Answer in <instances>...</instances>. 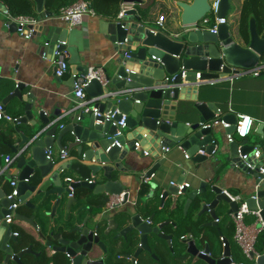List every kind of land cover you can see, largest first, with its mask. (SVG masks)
I'll use <instances>...</instances> for the list:
<instances>
[{"label": "water", "instance_id": "95a60500", "mask_svg": "<svg viewBox=\"0 0 264 264\" xmlns=\"http://www.w3.org/2000/svg\"><path fill=\"white\" fill-rule=\"evenodd\" d=\"M35 2L37 13L49 20L47 25L42 23L39 28L41 31L48 29L46 42L50 47L81 51V42L72 35L71 29L57 21L52 12L44 9V0ZM143 3L144 0H121V4L129 6ZM175 7L180 12L175 30L149 26L145 15L138 14L134 7L128 8L123 16H101L102 31L119 56L105 67L106 85L93 79L85 87L88 97L98 98L89 104L88 111L74 107L64 113L58 110L49 115L36 107L32 93L23 94V83H18L3 100L5 107L13 98L25 102V115L15 122L27 129L16 128L20 141L11 146L14 157L5 170L0 166V264H106L109 249L118 256L116 260L111 259L112 264H136L138 259L143 262L160 260L157 251L163 247V242L172 250L173 235L164 230L170 221L154 224V216L144 218L137 206L112 214L101 211L94 216L79 211L80 221L72 223L74 206L87 194L99 197L125 191V184L121 178L115 179V172H125L123 161L128 159L131 151L138 149L135 142L144 133L148 134L142 143L149 139L158 149L154 154L158 161L145 174L149 178L165 162L167 151L163 147L171 149L175 146L186 154L190 169V162L192 165L209 162L212 167L218 165L216 171L228 165L245 168L261 178L258 171L247 166L257 162L252 155L256 145L249 144L247 138L228 142L224 137L234 130L237 116L222 114L214 102L198 100L200 95L211 96L212 92L205 87L210 81L233 78L243 70H254L263 61L264 37L258 32L255 17L250 18V40L243 46L234 40L228 24H220L215 33L205 27L195 28V24L211 10L209 0H177ZM231 8V0H221L218 16L226 17ZM11 28L18 30L15 23ZM88 68L82 64L73 65L72 74L85 75ZM198 72L201 74L199 80ZM74 83L75 78L71 75L69 96L79 103L80 99L74 95ZM183 100L193 101V106L177 111L176 101ZM94 108L99 114L94 113ZM193 111L198 113L195 120H191ZM107 115L113 117L107 119ZM123 116L125 127H120L117 123ZM180 116L190 122L180 120ZM214 121L218 123L207 126ZM221 121L230 126L222 130L219 127ZM263 128L264 124H260L257 132L263 133ZM133 131L140 134L129 138L128 134ZM52 147L66 149L71 157L49 159L47 151ZM246 154L248 158L243 161L241 157ZM69 174L73 175V182L65 180ZM14 177L17 178L15 188L18 193L9 198L7 183ZM215 179L213 176L211 181ZM68 184L83 195L68 196ZM151 185L156 188L155 182ZM177 190L170 184L162 196V207L166 198L170 194L176 195ZM187 193L185 206L189 207L194 199H198V215L207 213L212 218L206 225L217 226V209L228 206L231 215L239 207L222 187L208 180H202L197 189ZM244 201L249 209L259 210L264 221V185ZM16 202L20 203L18 208H10ZM50 205L52 211L48 212L46 208ZM63 205L67 222L60 226L54 219L57 209ZM24 209L30 214L24 213ZM8 215L13 216L12 223H24L35 234L29 231L23 237L15 235L12 223L6 221ZM38 217L51 219L46 224L48 231L44 230L45 226L40 229ZM96 223L106 226L104 236L116 232L115 242L110 246L107 239L95 234ZM182 242L186 246L184 253L195 260L205 264H237L227 239L217 255L211 254L208 244L201 250L194 238L182 239ZM121 251L124 253L118 255ZM258 252L259 256L252 254L251 261L264 264V248Z\"/></svg>", "mask_w": 264, "mask_h": 264}, {"label": "crops", "instance_id": "0c3cea01", "mask_svg": "<svg viewBox=\"0 0 264 264\" xmlns=\"http://www.w3.org/2000/svg\"><path fill=\"white\" fill-rule=\"evenodd\" d=\"M33 1L35 10L37 12L36 2L35 0ZM176 1L177 0H159L155 4L156 6L154 5L155 7L150 9L146 17L148 25L156 28V20L159 15L161 13L166 14L163 8V5H165V8L168 10V14L171 15V20L167 23L166 15L164 28L168 30H175V27L179 24L180 14L179 10L176 11ZM2 4L3 3H0V85L3 86L2 92H6L4 94V99L15 89L18 83H23L25 85L23 94L32 93L34 95V102L37 108L44 109L49 115H52L58 110H62L64 113L66 109L74 108L76 106L74 99L69 96V81L72 73V66L82 64L88 67L104 66L108 68L113 60L119 56L114 44L102 31L101 18L103 17L99 15L86 16L81 25L72 28L68 27L65 22L57 19V21H59L62 26L71 29L72 35L77 38L82 45L81 51L67 48L69 53V71L63 78H60L56 75L57 58L54 55V49L50 47V45L46 46L48 29L44 28L32 38H25L18 30L11 28V25L7 24L6 15L3 11V6L5 5L3 4L2 6ZM132 7L137 10L138 14H145V10L140 6L121 4V10L123 8ZM44 9H46V0H44ZM152 13L156 14L154 19H151V16H153ZM37 14L39 15V13ZM238 14L239 11L236 14V18H233L232 20H229L227 17V24L230 28L231 34L234 37V40L245 46V43L238 32ZM40 19L41 23L46 25L49 23V20H45L43 17H41V15ZM205 87L212 92L211 96L200 95L198 100L200 98V100L214 102L222 114L232 113L236 116L239 114H247L255 119V128L251 136H249L247 139L249 144L256 145V147L264 150V128L263 133L257 132L259 125L264 124V71L260 72L258 75H254L251 72H246L234 76L233 78L220 81L215 80V82L206 84ZM2 92H0V94ZM4 99H0V103H3ZM176 102H178L177 111L180 112L184 109L192 107L194 103L191 100ZM24 105L25 102H21L17 98H13L6 104V112L13 117L15 116V112H20L19 117L24 116ZM193 112L194 117L191 120H195L198 117V113L195 111ZM58 118H61V116ZM179 119L185 122H190V119H187L185 116H180ZM60 122L64 123L65 121L60 120ZM17 127L20 128L21 131L27 129L25 125L18 124L14 120H0V132H6L7 134L9 133L11 135L9 151L7 153L0 154V166H4L6 164L7 155H12L14 157L11 146L18 144L20 141V135L16 131ZM219 127L223 130L222 125ZM137 134L140 133L133 131L130 132L128 136L129 138H134L137 136ZM147 134L148 133H144L143 136L141 135L142 137L136 141L140 142V148L131 151L128 159L123 161L125 172L118 170L115 172V179L118 180L121 178L125 184V190L130 192L131 202L126 203L120 208L107 211L109 214H112L116 210L119 211L123 209H133V206L136 207L139 205V190L142 186V183H147L148 190L146 195L141 198V205L151 203L153 204V208L151 211H148L146 215H144V218L153 215L154 224L169 220L170 223L165 226L164 230L168 233L180 232L179 230L186 229L187 225H198V220L200 217L198 215L199 210L190 215L191 205L189 207H186L185 205L188 200L187 192L197 189L202 180H208L211 182V184H218L229 194L234 196L239 195L243 200L250 194H253L257 189H260L262 185H264V182L259 184V178L247 172L245 168H231L228 165H224L219 171H216V166L218 165L212 167L209 162H205L201 165H192V162H190V169L187 165L188 159L186 154L178 146H175L167 151L165 154L166 159L164 164L158 171H156V173H154L151 178L148 177V180L145 181L144 179L147 177L145 174L156 163V161H158L156 156H154L156 151L158 152L157 146L152 144L149 139H147L144 144L142 143L146 139ZM224 137L226 139V134ZM52 150L54 152L53 156L60 160L58 158L59 149L57 147H52ZM143 150L149 151V154H144ZM68 157H71V154H69ZM258 165L259 164L252 168L249 166L248 168L258 171ZM67 176L73 177L72 174ZM213 176H216L217 180L215 179L214 181H211ZM13 180H17V178L14 177ZM182 180L184 182L190 183V188H188V191L181 195L170 194L164 201L162 207V196L170 186L171 182H181ZM152 181L156 183V188L151 185ZM7 186L8 188H11L10 182L7 183ZM102 196H107V194ZM99 198L100 196L97 197L94 195L82 198L79 204L73 208L72 223L80 221L78 217L79 215H77L79 211H82L84 213L83 215L94 216V209L98 205ZM46 209L48 212H51L52 205L48 206ZM220 209L221 210L217 209L219 221L217 222L215 220L217 222L216 227L219 226L218 231L212 236V240H216L217 242L218 239L223 242L221 239L223 236H225V238H223L226 240L230 226L228 221H224L225 215L229 214V207L225 206L221 207ZM103 210L104 209L102 208L101 211ZM23 212L29 213L26 209H24ZM66 213V208L63 205L57 209L54 220L58 221L59 224L65 223L64 219H66ZM229 217V220H232L233 223V219L230 214ZM50 220L51 219L49 217L36 218V221L40 225V229H43L45 226V231L49 230V227L46 226V224L50 222ZM211 221L212 218L210 216L207 217L203 222L199 223L200 228L207 226L206 224ZM245 222L250 226H260L257 218L253 215L246 216ZM11 226L13 227L14 231L24 230V235H21V237L25 236V234L29 231L35 234V232H33L34 230L32 231V229L24 223L14 222L11 224ZM181 234V236H190L192 233L183 231ZM181 236L179 240H182ZM229 237L230 239L227 238L229 242L232 240V242L237 244L234 234L230 235ZM206 244L209 246L210 244L212 245L211 242H205V244L202 243L201 246H199L201 250H204ZM216 244V247L219 248V244ZM230 247L232 249L231 245ZM164 249L165 252L163 253V257L165 256V259H163V257H160V260L148 259V261H142L140 264H175L174 262L176 260L179 261V258H182L180 246L177 244V246L174 247L173 240L172 250L165 242ZM160 256H162V254ZM233 261L237 264H240L239 262H241L238 259H234V257ZM246 261L251 260L246 258Z\"/></svg>", "mask_w": 264, "mask_h": 264}, {"label": "built area", "instance_id": "2783aa9c", "mask_svg": "<svg viewBox=\"0 0 264 264\" xmlns=\"http://www.w3.org/2000/svg\"><path fill=\"white\" fill-rule=\"evenodd\" d=\"M211 10L210 12L201 19L198 23L195 24V28L197 27H205L209 29L211 32L215 33L218 30V27L220 24H227V17H219L218 12L221 4V0H209ZM128 8H123L119 16H123L125 11ZM4 14L6 15L7 24L11 25L12 23H15L18 27V31L23 35L25 38L29 39L33 36L37 35L38 32H41L40 25L41 19L40 15L33 16V15H18L14 16L12 15L7 7L3 9ZM56 19H59L66 23V25L70 28L81 25L84 21V18L86 16H97L95 8L92 6L91 2L89 0H77L76 2L67 5L65 7H62L59 12L55 15H53ZM166 21V14L161 13L159 17L156 20V25L159 27H164ZM46 46H49V43L46 42ZM54 55L56 56V75L60 78H63L69 71V64H68V51L67 50H60L58 49V46L54 48ZM264 71V61H261L259 65L254 70H243L240 73L236 74L240 75L241 73L251 72L254 75H258L260 72ZM71 75L75 78L74 83V95L76 98L80 99L79 103H76L75 108L84 109L85 111H88L89 104L96 101L98 98H90L87 96L85 87L93 80L98 79L103 85H106L108 83L106 79V72L104 66H90L88 68V72L85 75L77 74V73H71ZM1 76V74H0ZM201 77V74L197 73V79L199 80ZM215 82V80L210 81ZM94 113L99 114L97 108H94ZM113 117V116H112ZM111 116L107 115V119L112 118ZM1 119H8V120H14L16 121V117L10 116L6 112L5 105L3 103H0V120ZM125 116H123L122 120H120L117 125L120 127H125ZM218 121H214L211 124H208L207 126L215 125ZM223 127H229L230 124L224 121L220 122ZM63 125H61L62 127ZM255 128V119L247 114H239L237 115V120L235 123L234 130L226 135V140L228 142H232L234 140H241L244 138H248L251 136L253 130ZM236 136L240 137L239 139L236 138ZM136 148H140V142H135ZM166 151L169 150L167 147H163ZM144 154L148 155L149 151L143 150ZM54 152L52 149H49L47 151V157L49 159H54L53 156ZM252 155L254 159L257 160V163H255L252 167H256L257 164V170L261 174V178H259V184H262L264 182V150H262L259 147H256ZM69 156V152L66 149L59 150V159H66ZM248 158V155H244L241 157L243 161H245ZM13 156L7 155L6 157V164L3 166V170L7 167V165L12 161ZM249 167L250 164H247ZM66 181L73 182L74 179L71 176L65 177ZM145 181L148 180V177H145ZM171 184L175 185L178 190L176 195H181L184 193V190L190 188V183L188 182H175L172 181ZM10 190L8 192V197L12 198L17 195L16 190V180H12L10 182ZM70 188V193L68 196L73 197L75 195V189L68 184ZM230 198L233 201H237L239 204L238 210L236 213H232V219L235 225V240L239 247L241 248L243 254L245 257L249 260H252V254H256V256H259L260 253L258 252L256 248V242L259 234L264 230V221L260 215V211H255L249 209L247 203L241 198V196L237 195H231L227 191H225ZM108 198L107 201L103 207V211H111L113 209L120 208L121 206L125 205L128 202H131L130 199V192L129 191H123L120 194H107ZM136 203V202H134ZM19 202L12 203L10 205V208L17 209L19 206ZM253 215L257 218V221L260 223L259 227H254L246 224L245 219L246 216ZM6 221L8 223L13 222V216L8 215L6 218ZM218 222L219 219H216ZM15 235H18V231L14 232ZM95 234H97V231L95 230ZM182 239H192L193 236L190 235H183L181 236ZM224 241V238H221ZM204 252V251H202ZM136 264H138L137 261H135ZM244 264V263H240Z\"/></svg>", "mask_w": 264, "mask_h": 264}, {"label": "trees", "instance_id": "16d2710c", "mask_svg": "<svg viewBox=\"0 0 264 264\" xmlns=\"http://www.w3.org/2000/svg\"><path fill=\"white\" fill-rule=\"evenodd\" d=\"M76 1L77 0H46V10L52 12L53 14H57L62 7L70 5ZM89 1L91 2L92 6L96 10L97 15L99 16L116 17L121 11V0H89ZM0 3H3L7 7L8 11L14 16H18V15L37 16L38 15L34 7L33 0H0ZM155 4H156V0H147V1H144L142 5H140L145 10V14H144L145 17H147L150 9L154 7ZM252 16L255 17L256 19L257 28H258V32L260 36L264 37V0H243L241 3V7L239 9V16L237 19V23H238L237 26H238L239 35L245 43H248L250 40L249 22ZM262 60L264 61V53L262 55ZM2 88L3 86L0 85V92H2ZM5 93L6 92H2L0 94L1 100L4 99ZM19 114L20 112H15L14 117L18 118ZM9 135H10L9 133L7 134L6 132H0V154L7 153L9 151V146L11 143V139H10L11 135L10 136ZM147 190H148V184L142 183V186L139 190L140 199L138 201L139 205H137V208H138V211L143 216L146 215L148 211H151V209L153 208V204L151 203L146 204V205L145 204L141 205L142 203L141 198L146 195ZM82 193L83 192L81 191H78V192L76 191V194L78 196L83 195ZM87 195L88 197L92 196L90 193ZM106 201H107V198H105V196H103L102 198L100 196V198L98 199V205L94 209L95 214L102 210ZM190 208H191L190 215H192L194 212L199 210L198 199H194L192 201ZM207 217H209V214L207 213L202 214L199 217L198 225L191 223L193 225H187L186 229H183V230L181 229L179 230L180 232L171 233L173 235L172 240L174 242V247L177 246L178 244L180 246V251L182 252L181 253L182 258L181 259L179 258V261L176 260L174 262L175 264H205L203 261L195 260L194 257L184 253L185 245L183 244L182 240H179L180 236L182 235L181 233L183 231L191 232L192 233L191 235L193 236L194 239H196L198 246H201L202 243L205 244V242H209V243L211 242L212 245L210 244V249H211L212 255H217L219 251L222 249L223 242L220 239H218V242L216 240H212V236L213 234L217 233L219 226L216 227L213 225H207V226H203V228L201 227L202 229L199 226V223L203 222L204 219H206ZM229 218H230L229 214H226L224 221H228L230 223L228 237H227L228 239H230L229 237L230 235L235 234L234 222L232 223V220H229ZM223 237L225 238V236ZM263 242H264V230L260 233L257 243H256V248L260 252L264 248ZM216 243L219 244V248L216 247L217 246ZM229 243L232 246V252H233L234 259L240 260L241 262L239 263L254 264L252 261H246V257L243 254L238 244L232 242V240H230ZM164 252H165V249H164V244H163L162 249L158 250V253L160 255L162 254V256H160L158 253L157 254L159 257L162 258ZM123 253L124 252L121 251L118 253V255H122ZM163 259H165V256L163 257ZM137 261H138V264L142 262L141 259H138Z\"/></svg>", "mask_w": 264, "mask_h": 264}, {"label": "flooded vegetation", "instance_id": "af4514ba", "mask_svg": "<svg viewBox=\"0 0 264 264\" xmlns=\"http://www.w3.org/2000/svg\"><path fill=\"white\" fill-rule=\"evenodd\" d=\"M158 1L159 0H156V3ZM75 195H76V192H75ZM102 197L103 196H101V198ZM105 198H108V196H105ZM64 221H66V219H64ZM66 227H69V226H66ZM94 227H95V230L97 231L96 235H100L102 237V239H104V240L107 239L109 241V246L111 245V243L115 242L114 236H115L116 232H110L109 235L104 236V232H105V229H106L105 225H103L102 223H98V224L96 223V224H94ZM59 229H63V228L59 227ZM18 235H20V236L24 235V230L18 231ZM109 246H108V248H109ZM109 252H110V254H109L108 259L106 260V264H112L111 259L116 260V258H117V256L115 255V252H113L111 249H109Z\"/></svg>", "mask_w": 264, "mask_h": 264}, {"label": "rangeland", "instance_id": "374dc122", "mask_svg": "<svg viewBox=\"0 0 264 264\" xmlns=\"http://www.w3.org/2000/svg\"><path fill=\"white\" fill-rule=\"evenodd\" d=\"M242 1L243 0H231V2H232V8H231V10L228 13L229 20H232L233 18H236V14H237V12L239 11V9L241 7ZM140 7H142V6H140ZM163 8H164V12L167 15V23H168L171 20V15L168 14V10L165 8V5H163ZM152 9H153V7H152ZM176 11H178V9H176ZM152 15L153 16H151V19H154V17H155L156 14L152 13ZM238 16H239V14H238ZM237 19H238V17H237ZM236 138L239 139L240 137L236 136Z\"/></svg>", "mask_w": 264, "mask_h": 264}, {"label": "clouds", "instance_id": "9594fccd", "mask_svg": "<svg viewBox=\"0 0 264 264\" xmlns=\"http://www.w3.org/2000/svg\"><path fill=\"white\" fill-rule=\"evenodd\" d=\"M226 17H228V15H227ZM75 192H76V191H75Z\"/></svg>", "mask_w": 264, "mask_h": 264}]
</instances>
